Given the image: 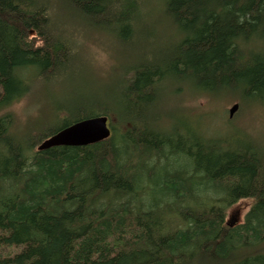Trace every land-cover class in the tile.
Listing matches in <instances>:
<instances>
[{
  "label": "trees",
  "instance_id": "1",
  "mask_svg": "<svg viewBox=\"0 0 264 264\" xmlns=\"http://www.w3.org/2000/svg\"><path fill=\"white\" fill-rule=\"evenodd\" d=\"M150 7L179 38L131 67L117 99L91 93L17 128L9 110L34 87L84 63L92 89L80 32L127 47L148 10L144 0H0V264H264V145L198 135L186 117L170 132L152 113L168 80L183 96L192 88L241 111L264 106V0ZM98 116L109 118L110 139L38 151ZM246 200L229 227L228 211Z\"/></svg>",
  "mask_w": 264,
  "mask_h": 264
},
{
  "label": "rangeland",
  "instance_id": "2",
  "mask_svg": "<svg viewBox=\"0 0 264 264\" xmlns=\"http://www.w3.org/2000/svg\"><path fill=\"white\" fill-rule=\"evenodd\" d=\"M144 1L148 11L145 10L141 21L142 34L132 40L127 47L112 45L103 37L88 36L86 31L76 36L83 46L81 48L85 49L89 56L90 66L96 67V72L92 73V83L88 82V86L90 83L92 89L86 87L82 79L85 70L88 71L89 64L85 67L82 63L78 66L75 75L71 74L70 77L67 76L66 79L58 82H46L42 89L36 86L31 94L12 106L9 112L15 117V126L20 128L30 121L41 118L47 121L46 119L54 113L48 107L63 106L67 103L70 105L90 96L91 93L96 96L113 95L117 99L122 92L124 74L131 67L150 60L153 53L164 51L175 44L179 35L170 27L165 17L158 12L152 13L150 7L152 0ZM183 87L176 80H168L167 83H162L157 92L158 98L152 113L167 124L170 132L187 123L186 117L188 122L195 123L197 127L195 133L198 135L204 133L214 138L226 139L240 135L264 145V106L252 105L241 111L244 107L238 100L193 97L192 88H188V93L183 96L178 94ZM235 104L240 108L230 119L229 113ZM61 125L59 122L54 123L55 127ZM193 132L191 131L190 136ZM251 205L252 201L246 200L232 207L228 211L227 222L232 223L233 220L235 224L242 222Z\"/></svg>",
  "mask_w": 264,
  "mask_h": 264
},
{
  "label": "water",
  "instance_id": "3",
  "mask_svg": "<svg viewBox=\"0 0 264 264\" xmlns=\"http://www.w3.org/2000/svg\"><path fill=\"white\" fill-rule=\"evenodd\" d=\"M239 105L235 104L229 113L230 119L239 110ZM112 136L110 120L106 116H98L84 119L68 127L59 130L56 134L46 139L39 147L38 151H46L58 147H88L102 143ZM229 227L235 225V220L230 223Z\"/></svg>",
  "mask_w": 264,
  "mask_h": 264
}]
</instances>
